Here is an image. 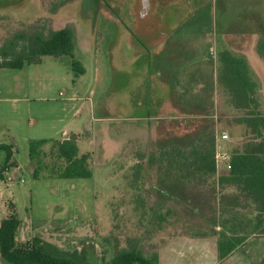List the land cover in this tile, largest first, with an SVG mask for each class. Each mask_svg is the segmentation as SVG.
<instances>
[{"label": "rangeland", "instance_id": "1", "mask_svg": "<svg viewBox=\"0 0 264 264\" xmlns=\"http://www.w3.org/2000/svg\"><path fill=\"white\" fill-rule=\"evenodd\" d=\"M257 1L0 0V46L21 31L46 34L69 27L74 33L72 56L42 55L20 69L0 67V143L14 149L0 170V219L18 215L19 244L37 236L82 252L91 264L126 249L150 255L155 239L170 232L167 223L195 221L155 195L145 201L148 191L138 187V179L150 178H169L168 186L159 187L198 208L208 231L237 243L244 232L260 236L264 212L222 180L230 173L215 160L217 151L232 159L242 149L249 137L242 120L253 110L230 103L219 79L225 52L244 59L264 114V56L258 49L264 22L253 12ZM72 59L85 68L81 76H74ZM168 85L179 86L185 107L172 90L175 117L160 119L152 134L139 133L138 115H150L145 99ZM110 89L124 96L102 107ZM93 104L96 118L108 117L102 127V119L93 120L90 113ZM103 128L111 137L123 135L112 166L98 141ZM64 130L80 133L87 153L79 155H87L90 177L48 176L63 167L51 144ZM92 136L98 139L93 144ZM39 139L47 142L34 145L30 154ZM203 145L208 149L194 154ZM211 160L214 170L207 167ZM17 162L20 168L10 174L6 164ZM140 164L163 167L144 172ZM0 264L8 263L0 258ZM254 264H264V256Z\"/></svg>", "mask_w": 264, "mask_h": 264}, {"label": "trees", "instance_id": "2", "mask_svg": "<svg viewBox=\"0 0 264 264\" xmlns=\"http://www.w3.org/2000/svg\"><path fill=\"white\" fill-rule=\"evenodd\" d=\"M4 44L5 46H0V67L20 69L24 62H36L42 55L72 56L74 33L69 27L50 29L46 34L39 30H27L15 33ZM258 49L264 56V38L258 45ZM219 61L221 64L219 79L229 95L231 105L235 109L253 108L242 120L248 130L249 137L244 142L242 149L234 151L230 174L224 176L222 180L227 185L235 187L238 195H243L249 199L256 206L258 213H263L264 114L258 111V101L255 97L256 82L250 78L242 57L225 52L220 56ZM71 68L75 76L84 73L80 62L74 59L71 61ZM46 142V139L32 142L30 154H32L34 145H42ZM51 147L55 148L57 157L62 159L64 163L62 168L60 167L57 172L48 175L49 177L73 179L91 176V170L87 164V155H79L75 135L61 141L54 140ZM201 148L200 151L196 150L194 154H200L201 151L208 149L204 145ZM0 151L7 153V161L10 162L12 146L0 143ZM205 157H207L206 154L202 155L203 159ZM6 165L8 167L14 166L10 163ZM207 167L209 170H214L213 160ZM197 170H204V167H198ZM20 224L21 220L15 212H10L0 219V258L6 263L91 264L82 252L62 250L53 243L37 236L19 244L16 234ZM258 230L260 234H264V221L260 223ZM218 233L220 237H226L223 232ZM236 244V241H231L227 237L226 240L220 241V257H224ZM103 264H157V258L156 255L144 256L138 250L126 249L117 251L109 261Z\"/></svg>", "mask_w": 264, "mask_h": 264}, {"label": "crops", "instance_id": "3", "mask_svg": "<svg viewBox=\"0 0 264 264\" xmlns=\"http://www.w3.org/2000/svg\"><path fill=\"white\" fill-rule=\"evenodd\" d=\"M255 7L253 6V12L257 14V20L259 22H264V0H259L255 2ZM247 11L251 10V6H246ZM252 37L255 40L254 31H252ZM258 39V36L257 38ZM248 57V56H247ZM83 67V66H82ZM84 73H85V68ZM83 73V74H84ZM82 74H80L81 76ZM75 76V75H74ZM79 76V75H77ZM76 76V77H77ZM175 89V90H174ZM174 89L172 86L168 85L165 89L161 90H155L153 94H151V97L148 99H145V106L150 108V115H138V132L142 133H149L152 134L154 130L156 129V124L160 121V119L164 121H169L170 119L174 118L175 115L173 113L174 110V104L171 103L172 97L174 96V93L172 90L177 92L178 94L179 86L175 85ZM109 91H112L111 89ZM184 90H181V93L183 94ZM119 94V95H117ZM124 94V93H123ZM179 95L180 104L185 107V102L183 95ZM124 95H120V92H111V94L106 95L104 97V100H102V107L106 103V105H110L112 100H116L117 97H122ZM73 100L77 101L76 94H73L72 97H70ZM93 105L90 107V113L92 115L93 120L96 119H102L99 120L100 127H102V124L105 123L106 119L108 117H97L94 115L93 111ZM78 108L75 109L77 111ZM75 115V114H74ZM103 121V122H102ZM99 127V128H100ZM101 129V128H100ZM158 130V129H157ZM101 136L98 135L99 140L96 136H92V144L95 143L97 140L99 143H102L104 152L107 154V160L108 164L112 166L113 161L115 159V154H117L116 150H120L123 135L119 132L118 135H115L114 137H111L110 135H107L106 130L103 128V132H99ZM142 133V134H143ZM79 134L75 133L73 131H62L61 136L59 137V140L68 139L70 136L75 135L76 137V143L78 147V153H87L83 152L80 147V140H79ZM10 145V144H8ZM12 146V145H10ZM3 153L4 160L2 163H0V170L3 168L7 161V153L4 151H0V154ZM14 153V149L12 146V155ZM91 153V152H90ZM93 156L92 160H94L95 154H92ZM107 164V162H106ZM159 164H140L139 168L140 170L144 172H148L150 170H160L161 168H158ZM160 167H163V164L159 165ZM12 169L7 170L10 174H13L17 169L20 168L18 162L15 166L11 167ZM29 169V168H28ZM6 171V172H7ZM1 174V172H0ZM55 178V177H54ZM169 178L166 179H138V187L141 185L147 189L148 196H145V201H152L153 195L155 197L159 198L161 201H163L165 204H170L171 206L177 205L179 208H181L182 212H184V215L186 217H193L195 221L190 224V222H187L186 219H183L182 222L175 221L171 224L167 223L165 225L166 231L163 235L158 236L156 240V247L155 250L150 255H156L157 258V264H254L256 261H258L262 256H264V235L260 234V236H253V233H241L240 236L242 238L240 239L239 243L234 245L230 251L224 256L220 257V241L221 237L218 233V231L211 230L208 231L205 222L203 221V217L200 214V210L198 211V208L194 206H189L188 203L183 201L182 199H179L176 195L169 192L168 190L164 189L163 187H159L160 184L163 186H168V184L171 182L169 181ZM187 181V179H186ZM180 182H185V177L180 180ZM158 183V184H157ZM160 183V184H159ZM152 203V202H151ZM166 213H169L170 210L165 209ZM174 224V225H173ZM219 229L222 230V228L219 227ZM228 234V233H227ZM148 255V256H150ZM146 256V255H144Z\"/></svg>", "mask_w": 264, "mask_h": 264}, {"label": "built area", "instance_id": "4", "mask_svg": "<svg viewBox=\"0 0 264 264\" xmlns=\"http://www.w3.org/2000/svg\"><path fill=\"white\" fill-rule=\"evenodd\" d=\"M221 137L222 138H226L227 135L226 134H223ZM215 160H216L217 164H218V162H220V164H221V166H222L223 169H225L226 171H231V168H232V164H231L232 159H231L230 155L227 152H225V151L218 152L217 151L215 153Z\"/></svg>", "mask_w": 264, "mask_h": 264}]
</instances>
